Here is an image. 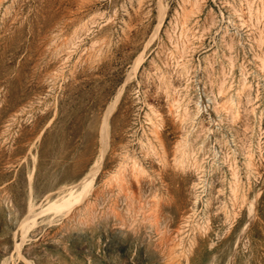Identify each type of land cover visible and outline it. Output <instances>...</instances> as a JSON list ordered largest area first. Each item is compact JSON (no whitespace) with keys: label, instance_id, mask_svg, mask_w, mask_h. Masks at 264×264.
Here are the masks:
<instances>
[{"label":"rangeland","instance_id":"rangeland-1","mask_svg":"<svg viewBox=\"0 0 264 264\" xmlns=\"http://www.w3.org/2000/svg\"><path fill=\"white\" fill-rule=\"evenodd\" d=\"M0 264H264V0H0Z\"/></svg>","mask_w":264,"mask_h":264}]
</instances>
